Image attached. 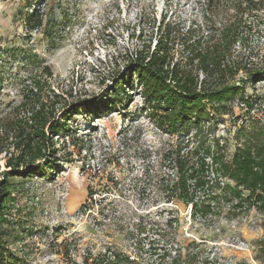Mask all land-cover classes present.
Segmentation results:
<instances>
[{
  "label": "rangeland",
  "instance_id": "374dc122",
  "mask_svg": "<svg viewBox=\"0 0 264 264\" xmlns=\"http://www.w3.org/2000/svg\"><path fill=\"white\" fill-rule=\"evenodd\" d=\"M37 1L44 18L57 20L53 47L42 30L27 31L26 0H0V174L11 172L15 144L25 145L20 132L32 135L38 107L60 123L79 111L54 138V163L10 180L3 228L14 234L6 237L5 264L10 257L12 264H264L262 192L238 185L222 167L253 134L264 142V81L248 83L250 72L264 68V6ZM168 29L170 61L197 75L199 88H243L226 107L204 101L210 119L189 131H175L163 108L145 104L135 76L125 79L133 88L110 93L130 53L153 50ZM103 97L106 107L96 109ZM253 155L254 171L263 172L264 158ZM179 158L195 173L187 185L197 210L175 189Z\"/></svg>",
  "mask_w": 264,
  "mask_h": 264
},
{
  "label": "trees",
  "instance_id": "16d2710c",
  "mask_svg": "<svg viewBox=\"0 0 264 264\" xmlns=\"http://www.w3.org/2000/svg\"><path fill=\"white\" fill-rule=\"evenodd\" d=\"M208 1L213 2L214 0ZM247 1L249 6L256 7V9L264 6V0ZM38 5L39 2L37 0H26L24 25L28 32L42 30L44 37L48 40L49 47H53L58 39L54 32L57 26V20L51 16L44 18L40 12V8H37ZM171 34V29L166 30V32L161 34L153 50L148 49L145 54L138 52L136 60L131 61L127 65L126 74L113 86L110 93H116V96H118L123 86L125 88H133L132 80L128 82L125 79L128 75L135 76L137 78V85L141 86V94L144 97L145 104L163 108L167 112L166 119L170 127L175 131H189L194 125L198 127L211 116L210 112H208V105L204 101H208L212 106L215 103L223 104L226 107L228 101L243 88L237 87L234 84H226L218 87H209L200 84L199 88L197 75L191 74L186 76L180 70L178 63L170 61L171 44L168 42V39ZM188 47L191 48V46ZM192 49L196 52V49ZM1 55L3 54L1 53L0 57ZM205 68L207 69V66ZM230 70L232 71L233 69L230 68ZM249 75L250 79L248 83L254 85L255 88L258 82L264 81V68L254 70ZM123 90L125 93V89ZM130 95L128 94L127 97ZM106 105L107 103L104 97L94 103L96 109L106 107ZM78 111L79 109L67 116L64 115L60 123L51 117V113L45 111V107H38L31 119L35 122V126L32 127L34 129L32 135L28 136L30 133L24 131H21L18 135L19 141L22 140L23 143L25 142V145H22V143L15 144L19 155L9 160L8 168H10L11 172L3 171L0 174V264L6 263L7 244L9 243L6 237L14 234V232L10 233L9 230L3 228L8 223L5 215L8 209L7 200L11 196V178L41 174L43 171V168L40 166L41 162L47 165L54 163L56 158L54 138L63 132L69 131L67 128L68 121ZM45 129H48V131L50 129L51 136L47 135ZM26 136L28 140H25L27 139ZM259 140L260 138L253 134L248 140L246 149L238 152L231 164H222V167L225 173L232 177L238 185H244L245 188L252 190L253 194L257 191L262 192V194H257L256 198L258 201H264V171H254L255 164L259 165V162L255 160L253 152H256L257 158H264V142L259 143ZM220 160V157H216V162ZM177 161L179 162V182L178 186H175V189L179 190V196L184 199V202L187 204L192 202L193 207L197 210L198 204L195 202L190 187L187 185L188 177H193L194 172L191 173L187 169V161L185 159L179 158ZM22 168H26L27 171L19 174ZM200 172H204L203 166ZM201 181L199 180V185ZM233 193L237 195L238 191L235 190ZM113 257L116 261H121L120 255L113 254ZM10 259L11 264L15 263L13 257H10ZM125 259L128 260L129 258L125 257Z\"/></svg>",
  "mask_w": 264,
  "mask_h": 264
},
{
  "label": "built area",
  "instance_id": "2783aa9c",
  "mask_svg": "<svg viewBox=\"0 0 264 264\" xmlns=\"http://www.w3.org/2000/svg\"><path fill=\"white\" fill-rule=\"evenodd\" d=\"M130 55H131L132 60H136V58L138 56L137 53H135V55L132 54V53H130ZM167 67H169V66H167ZM171 68H172V65H171ZM241 248H245L246 250H248V245L247 244H244V243H241Z\"/></svg>",
  "mask_w": 264,
  "mask_h": 264
}]
</instances>
